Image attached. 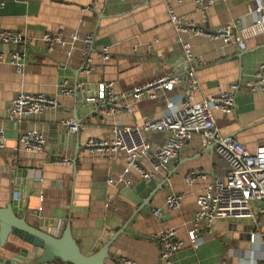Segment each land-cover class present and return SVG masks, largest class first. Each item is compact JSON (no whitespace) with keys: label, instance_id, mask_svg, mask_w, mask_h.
Returning a JSON list of instances; mask_svg holds the SVG:
<instances>
[{"label":"crops","instance_id":"1","mask_svg":"<svg viewBox=\"0 0 264 264\" xmlns=\"http://www.w3.org/2000/svg\"><path fill=\"white\" fill-rule=\"evenodd\" d=\"M194 1L0 0V32L19 33L30 41L20 47L0 43L5 55L14 50L23 53L20 73L8 62L0 64V127L6 138L5 149L0 151V209L10 204L16 189L21 202L18 211L28 225L37 228L42 218L48 221L50 234L69 225L84 256L98 252L117 233L104 264H116L120 257L137 264H161L158 245L150 237L168 228L185 242L168 264H250L264 258L263 219L258 226L248 219L218 220L205 230L196 249L190 247L187 231L196 199L213 178L223 181L227 173V165L210 147H203L198 136L191 138L166 171L151 180H142L137 171L127 169L122 153L96 156L85 148L90 138L110 140L116 126L139 127L145 120L161 119L167 113V100L174 103V110L180 108L183 85L153 100H133L128 93L162 75L185 73L181 41H188L193 56L203 63L196 71L199 90L194 102L213 95L218 87L228 89L235 83L244 87L254 78L264 61V0L260 12L256 0H214L205 19ZM168 5L178 17L198 25H234L245 49L241 51L237 43L175 32ZM89 32L94 34L90 49L94 71L85 75L81 38ZM45 34H59L66 44L48 48L42 40ZM103 49L109 56L106 61L99 57ZM84 82L97 88L84 92ZM102 83H112L113 93L128 110L106 116L101 111L107 103L86 102L84 93L96 95ZM60 86L71 94L60 93ZM22 92L52 97L60 108L13 123L6 118L7 107ZM71 116L78 123L73 135L63 125ZM214 118L222 135L254 151L264 144V91L242 90L235 99L234 117L215 111ZM21 131L42 133L47 139L45 152L23 151L17 141ZM144 137L151 150H157L168 134L150 132ZM62 159L70 164L57 162ZM142 166L151 170L146 160ZM191 171H201L207 178L187 182L185 175ZM171 193L182 197L177 210L165 208ZM154 210H160L159 217L153 216ZM17 243L9 236L0 257L9 259L18 250Z\"/></svg>","mask_w":264,"mask_h":264},{"label":"built area","instance_id":"2","mask_svg":"<svg viewBox=\"0 0 264 264\" xmlns=\"http://www.w3.org/2000/svg\"><path fill=\"white\" fill-rule=\"evenodd\" d=\"M123 1V0H119ZM256 11H261L262 0H256ZM214 3V0H195L196 10L205 19L206 9ZM167 13L175 32L189 33L202 36L209 40H222L224 43H237L243 51L245 43L235 35L234 25H221L207 27L198 25L192 20H184L178 17L168 5ZM94 34L85 33L81 42L83 45L81 69L85 75L94 71V64L90 56V49ZM43 42L52 48L55 45H65L59 34H45ZM73 41L77 36L72 37ZM0 43L13 46H28L29 39L19 33L11 31L0 32ZM180 50L186 65L185 73H170L160 78L135 86L128 93L133 100L144 98L158 99L165 92L172 91L175 87L183 85L184 96L179 109H173L174 103L165 101L167 113L158 120H145L139 127H119L112 129L110 140H98L90 138L85 143L87 152L96 156L124 154L126 168L134 169L142 180L154 179L157 173L166 171L169 164L175 160L186 144L193 136L200 138L203 147H210L212 152L227 165L225 179L220 181L213 178L199 193L196 199V209L189 230L187 231L190 247L196 249L200 244L202 234L212 227L218 220L248 219L253 225L258 226L259 220H264V144L258 145L254 151L247 150L234 138L221 134L216 126L214 112L217 111L227 118L235 115V99L242 90L264 91V61L257 68L254 78L246 82L244 87L232 84L228 89L218 87L217 91L199 101L194 102V96L199 90L196 77L197 69L203 65L202 61L193 56L192 46L188 41L180 42ZM99 57L106 61L109 59L106 49L99 53ZM8 62L17 73L23 66V53L14 50L5 55L0 52V64ZM60 93L70 95L71 91L60 86ZM87 102L107 103L108 107L102 109L101 114L111 115L121 109L128 110L127 105L119 103V95L113 93L112 83L98 84V92L95 98H88ZM60 108L56 99L44 94L19 93L10 102L6 111L7 120L19 123L22 119L37 115L48 110ZM67 132L75 134L78 131V123L75 116H71L63 123ZM150 132H165L168 134L166 143L157 150H151L144 134ZM23 151L31 154H42L46 150L47 139L37 131H21L17 138ZM6 138L4 130L0 127V151L5 149ZM146 160L150 171L142 166ZM58 163L70 164V160L62 159ZM201 171H191L185 175V181L193 182L198 179H206ZM121 181L108 180L109 184H121ZM17 193L13 189V196ZM181 195L171 193L165 199L167 210L180 208ZM154 217L160 216V210L152 212ZM158 245V257L161 264H168L170 258L179 252L185 242L179 238L173 229H164L150 237ZM116 264H137L133 260L120 257ZM250 264H264L255 261Z\"/></svg>","mask_w":264,"mask_h":264},{"label":"water","instance_id":"3","mask_svg":"<svg viewBox=\"0 0 264 264\" xmlns=\"http://www.w3.org/2000/svg\"><path fill=\"white\" fill-rule=\"evenodd\" d=\"M85 91L92 88L87 82ZM84 99L95 98L96 95L84 93ZM76 97L79 98L78 92ZM16 192V189H14ZM18 195H14L10 204L0 209V248H3L9 236L18 241L16 252L9 259L0 257V264H104L109 257L108 248L117 233L102 248L91 256L80 253L75 240L70 233L69 225L64 230L50 234L47 231L48 221L39 218V227H32L26 223L18 210H21V202ZM62 228L61 222H53ZM41 225H45L42 227ZM47 225V226H46Z\"/></svg>","mask_w":264,"mask_h":264}]
</instances>
